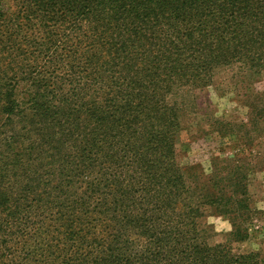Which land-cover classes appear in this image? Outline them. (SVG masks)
<instances>
[{
	"label": "trees",
	"instance_id": "obj_1",
	"mask_svg": "<svg viewBox=\"0 0 264 264\" xmlns=\"http://www.w3.org/2000/svg\"><path fill=\"white\" fill-rule=\"evenodd\" d=\"M233 65L264 69V0H0V264H260L240 173L176 161L171 96Z\"/></svg>",
	"mask_w": 264,
	"mask_h": 264
},
{
	"label": "rangeland",
	"instance_id": "obj_2",
	"mask_svg": "<svg viewBox=\"0 0 264 264\" xmlns=\"http://www.w3.org/2000/svg\"><path fill=\"white\" fill-rule=\"evenodd\" d=\"M244 69L217 68L203 89H183L171 96L181 109L183 126L175 146L176 161L182 169L194 168L190 189L196 186L194 181L201 184L207 178L240 173L237 197L239 208L250 215L248 222L241 223L248 236L231 248L244 256L255 254L264 264V97L256 98L264 94V69L253 77ZM223 211L199 206L193 215L211 246L227 242V235L239 224Z\"/></svg>",
	"mask_w": 264,
	"mask_h": 264
}]
</instances>
